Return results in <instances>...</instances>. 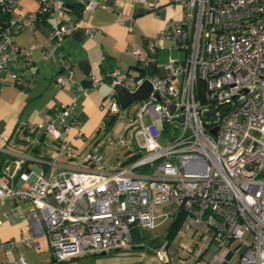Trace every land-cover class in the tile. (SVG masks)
Instances as JSON below:
<instances>
[{
	"label": "built area",
	"instance_id": "2783aa9c",
	"mask_svg": "<svg viewBox=\"0 0 264 264\" xmlns=\"http://www.w3.org/2000/svg\"><path fill=\"white\" fill-rule=\"evenodd\" d=\"M21 1L0 0V81L25 89L35 49L58 62L60 72L53 81L58 87L73 84L76 96L27 127L50 135L60 151L70 155L68 133L77 121L80 94L107 82L101 106L114 118L122 108L119 90L133 93L145 81L152 88L119 136L123 139L133 129L137 152L131 162L107 170L103 154L88 151L87 169L65 168L44 176L24 170L19 161L13 172L0 175V199L32 205L25 215L30 235L0 239V249L22 245L39 251L44 238L53 259L63 264L85 254L128 248L134 230L178 221L175 235L155 247L158 261L172 264L169 250L178 245L185 256L182 264H229L236 252L238 264H264V0H166L179 5L181 15L129 51L140 70L131 74L113 67L88 76L87 85L73 81L62 50L65 37L80 28L77 21H64L70 8L57 0H37L36 11L18 22L15 11ZM128 1L150 11L162 6L160 0ZM99 4L78 0L80 15ZM46 14L58 20L46 40L28 47L16 44V32ZM129 21L134 24L131 16ZM84 31L91 35L96 28ZM166 41L184 57L169 55L158 66V51ZM75 136H82L80 129ZM171 205L177 210L163 211ZM210 245L227 252L207 258ZM0 264L27 261L19 255Z\"/></svg>",
	"mask_w": 264,
	"mask_h": 264
},
{
	"label": "crops",
	"instance_id": "0c3cea01",
	"mask_svg": "<svg viewBox=\"0 0 264 264\" xmlns=\"http://www.w3.org/2000/svg\"><path fill=\"white\" fill-rule=\"evenodd\" d=\"M29 1L31 5L27 6L26 2ZM57 1L71 8V13L64 17V21H77L80 25L78 30L65 37L62 50L71 63L73 81L85 85L88 76L99 75L113 67L134 74L136 60L129 51L142 47L146 40L156 36L167 20L177 19L181 15V7L169 5L166 0H160L162 6L157 11H150L143 4L128 0H100L93 12L84 15H80L78 0ZM37 6V0H22L20 8L15 11L17 21L22 22L27 14L36 11ZM130 16L134 20L133 25L130 24ZM57 23L55 15H43L16 32L15 42L23 47L44 42ZM91 27L96 28V31L91 35L86 34L85 28ZM59 72L60 66L53 57H47L41 49H35L26 70L28 85L25 89L12 83L2 85L0 81V151L9 155L10 162L4 166L6 169L10 166L13 172L14 165L19 161L24 170L44 176L65 168L87 169L90 164L84 161L85 154L88 151L100 152L97 149V134L102 123L105 124L108 119L101 106L109 90L105 81L76 98L77 121L68 133L70 155L60 151L50 135L39 129H28L27 124L40 123L46 114L58 111L62 104L76 96L73 84L63 87L55 84L53 80ZM77 129L82 132L79 138L75 136ZM31 207L28 201L0 199L1 240L30 235L25 215ZM40 241L42 248L39 251L22 245L0 249V262L5 258L14 260L22 255L27 264H60L53 259L45 239L40 238ZM160 243L152 244L136 237L128 248L102 255L85 254L63 264H164L154 256V249Z\"/></svg>",
	"mask_w": 264,
	"mask_h": 264
},
{
	"label": "rangeland",
	"instance_id": "374dc122",
	"mask_svg": "<svg viewBox=\"0 0 264 264\" xmlns=\"http://www.w3.org/2000/svg\"><path fill=\"white\" fill-rule=\"evenodd\" d=\"M26 5H31V2H26ZM169 55L174 59L184 57V53L182 51L176 48L170 41H166L164 42L163 48H160L158 51L156 59L157 65H163L167 61ZM139 105V100L132 102L128 106L121 108L120 113L116 117H108L107 122L105 124L102 123V125L100 126V130L97 134V149L104 156L103 163L107 170H116L120 166H123L136 158L132 157L137 152L136 145L133 139V129H130L123 139H120L119 136L121 135L124 129L125 123L129 120H132L133 113L138 109ZM143 121L144 123H149V118L145 117ZM138 142L139 144L143 143L141 137L138 138ZM4 172L11 173L10 166L7 169L3 167L0 174L2 175ZM175 210H177V206L175 205L163 208L164 212L169 213L174 212ZM169 224V221H167L160 224L153 230H134L132 232V237L133 239H136V237H138L141 240H146L148 243L152 244H155L157 242H163L168 239L167 234ZM177 246L176 248H170V259L172 258L171 261L173 262V264H182V262L185 261V256H183V254L181 253V249ZM193 247L194 244L192 245V248ZM216 252H218L220 255H225L227 251L224 249H215V245H210L207 248L204 256L210 258ZM238 259L239 253L236 252L231 258L229 264H238Z\"/></svg>",
	"mask_w": 264,
	"mask_h": 264
},
{
	"label": "water",
	"instance_id": "95a60500",
	"mask_svg": "<svg viewBox=\"0 0 264 264\" xmlns=\"http://www.w3.org/2000/svg\"><path fill=\"white\" fill-rule=\"evenodd\" d=\"M151 88H152L151 84L147 81H145L143 84H141L139 86V88L133 93H130L126 89L122 88L117 93V98H118V101L120 103V106L122 108H124L134 101L147 98L151 92ZM159 99L161 101L167 103L164 98L159 97ZM168 106L171 110L173 109V106L171 104H168ZM214 112H215V110L210 111V112H206L204 114V116H207V117L212 116L214 114ZM102 254H104V253H100L99 255H102ZM229 257H230V254H228L227 258H229Z\"/></svg>",
	"mask_w": 264,
	"mask_h": 264
},
{
	"label": "trees",
	"instance_id": "16d2710c",
	"mask_svg": "<svg viewBox=\"0 0 264 264\" xmlns=\"http://www.w3.org/2000/svg\"><path fill=\"white\" fill-rule=\"evenodd\" d=\"M70 10H71V8H70ZM0 20H2L1 14H0ZM135 69L140 70V68L137 66V64L135 66ZM151 71H152V73H155L156 72L155 67H152ZM9 162H10L9 161V155H7L6 153L0 151V173H1L2 169H3V167L6 164H8ZM178 228H179V222L178 221H174L173 223H171L169 225L168 234H167L168 240L171 239L175 235V233H176Z\"/></svg>",
	"mask_w": 264,
	"mask_h": 264
}]
</instances>
